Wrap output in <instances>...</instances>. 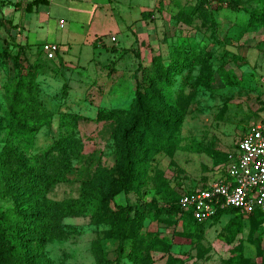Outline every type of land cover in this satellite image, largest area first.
Wrapping results in <instances>:
<instances>
[{
    "label": "rangeland",
    "instance_id": "rangeland-1",
    "mask_svg": "<svg viewBox=\"0 0 264 264\" xmlns=\"http://www.w3.org/2000/svg\"><path fill=\"white\" fill-rule=\"evenodd\" d=\"M156 1L95 0L98 4L92 6L94 0H75L71 3L56 0L63 23L73 20L69 24L78 33L86 32L83 37L89 39L90 44L97 31L106 46H101L98 52L80 38L77 43H71L72 37L66 35L61 44V50L66 53L63 59L68 62L65 66L59 60H48L36 52L38 42L45 36L39 27L30 26L24 38L34 49L28 47L24 62L28 65L38 61L41 67L39 97L54 114V120L50 127L42 129L37 135L34 148L11 139L7 131H0V149L4 145H12L32 160L59 138L61 114L73 113L94 120L100 108H129L138 85L145 87L143 75L152 67V58L155 55L168 58L172 45L185 43L193 49L212 50L213 70L226 66L233 77L241 80L242 85L225 86L218 78L213 90L202 87L178 136L180 149L173 157L161 154L154 167L164 171L171 187L181 194L202 186L205 180L212 182L224 177L230 156L237 153L239 139L249 127L264 121V28L248 26L250 15L259 9V3L255 0H225L224 3L217 0L220 9L214 6L211 10L216 21L214 26L200 19L185 26L176 24L174 17L181 7L192 3L190 0H158V12L152 15L154 18L148 19V38L127 49V40L131 38L128 27L141 19L142 11L153 8ZM108 2L112 4L110 10L102 5ZM230 3L237 5V10L226 8ZM5 11L0 12V122H3L10 107L6 87L13 80L2 63L8 53L17 55L19 41L18 36H12L13 29L6 21L21 24L30 15L37 17V14H27L14 8ZM86 12L91 16H85ZM115 35L119 38L117 43L112 42ZM22 43L25 44V41ZM3 52L5 57L1 55ZM92 60L95 61L91 63ZM65 84L68 85L67 95L63 93ZM179 89L181 87L176 86V90ZM114 129L115 124L110 121L81 122L79 137L84 150L74 162L69 181L58 185L49 194L52 200L78 198L83 182L93 177L99 164L114 168ZM1 182L0 171V185ZM0 201L3 209L11 207L9 200L0 197ZM168 203L170 200L167 197L157 195L149 187L140 194L119 195L112 206H129L135 212H144L145 220L139 233L144 245L148 244L151 235L172 240L178 233H185L186 237H175L176 244L171 250V254L182 259L184 264H264L263 224L258 228V234H262L259 250L250 240L249 223L243 222L242 234L228 230L232 219L229 214L204 225L187 223L178 216L164 215L161 221L156 220L150 205L161 208ZM65 224L76 227L79 234L48 246L47 256L53 264H96L92 244L97 237L104 241L108 258L116 263L119 242L109 238V226L94 225L90 216L68 218ZM131 246L129 239L125 243L126 253L121 264H133L128 259ZM153 257L154 264L166 263L167 256L163 254L154 253Z\"/></svg>",
    "mask_w": 264,
    "mask_h": 264
},
{
    "label": "trees",
    "instance_id": "trees-1",
    "mask_svg": "<svg viewBox=\"0 0 264 264\" xmlns=\"http://www.w3.org/2000/svg\"><path fill=\"white\" fill-rule=\"evenodd\" d=\"M255 1L259 3V9L251 13L248 26L264 28V0ZM49 2L33 0L23 6L11 0H0V12L4 13L5 8L10 6L32 14ZM190 2L188 7H181L174 17L176 24L190 26L197 19L211 26L216 24L211 10L214 6L220 9L217 0ZM219 2L224 3L225 0ZM226 8L237 10L238 7L230 3ZM152 15L149 13L148 17ZM6 23L11 29L18 30L12 21ZM94 46H97L96 42ZM28 47L18 44L17 55L8 53L2 63L13 80L6 87L10 107L3 122H0V131L5 130L11 139L34 148L37 135L51 126L54 114L39 97L41 67L38 61L25 65L24 54ZM36 52L44 55L41 48H37ZM1 55L5 57L6 53ZM213 58L214 52L207 48L193 49L185 43L172 45L168 58L160 55L152 58V67L143 75L145 87L138 85L129 108H100L94 120L73 113L61 114L59 138L32 160L12 145L2 146L0 197L9 200L11 207L3 209L0 201V264H53L47 256L48 246L79 234L76 227L65 224L66 219L86 216H90L96 226H109V238L119 242L118 259L113 263L105 251L104 241L97 237L92 244L96 264H121L126 253L125 243L129 239L132 246L128 259L133 264H154V253L167 256L165 264H184L182 259L171 254V250L176 244L175 237H186L185 233H178L172 240L151 235L148 244L144 245L139 237L145 220L144 212H135L129 206L113 208L112 205L123 193L140 194L151 187L157 195L170 200L167 206L161 208L150 205L156 220L161 221L165 215L178 216L193 225L208 224L199 223L191 214L181 211L179 201L185 192L181 194L171 187L164 171L155 168L154 164L161 154L173 157L180 149L178 136L202 87L213 90L218 78L225 86L242 85L241 80L233 77L226 66L213 70ZM176 86L181 89L176 90ZM67 89L65 84L64 95H67ZM82 121H110L115 124L112 134L115 166L111 169L99 164L93 177L83 182L78 198L52 200L49 194L58 185L69 181L74 162L84 150L79 137ZM224 214L232 215L227 228L237 235L243 232V222L249 223L250 240L261 249L262 234H258V228L264 225L262 212L246 216L232 208L220 212L212 222Z\"/></svg>",
    "mask_w": 264,
    "mask_h": 264
},
{
    "label": "built area",
    "instance_id": "built-area-1",
    "mask_svg": "<svg viewBox=\"0 0 264 264\" xmlns=\"http://www.w3.org/2000/svg\"><path fill=\"white\" fill-rule=\"evenodd\" d=\"M60 50L54 43L41 47L49 60H55ZM236 148L224 177L182 195L179 207L183 213L199 223H210L220 212L232 208L246 216L259 211L264 215V121L249 127Z\"/></svg>",
    "mask_w": 264,
    "mask_h": 264
},
{
    "label": "crops",
    "instance_id": "crops-1",
    "mask_svg": "<svg viewBox=\"0 0 264 264\" xmlns=\"http://www.w3.org/2000/svg\"><path fill=\"white\" fill-rule=\"evenodd\" d=\"M31 1H33V0H11L12 3H21L23 6L30 3ZM61 1L71 3L72 1H75V0H61ZM110 2H111V0H110ZM110 2L102 4L103 7H107L108 10H110V8L112 6V4ZM96 4H98V3H96L95 0H94V3H91L92 6H94ZM159 7H160V4L157 0L155 3V6L153 8H148L147 10L142 11L141 12V15H142L141 19L138 20L137 22H134L132 24V26L128 27V31L131 34V38H128V40H127V49H131V48L137 46L138 43L141 44L143 41H145L148 38V22H149L148 14L149 13H152L153 15L156 14V12H158V10H159L158 9ZM7 8H13V7L9 6ZM7 8H5V10ZM59 8H60V5L56 4V0H50L48 5L42 6L38 12L34 13V14H37L36 18L31 17V15H30V17H27L25 19V22H23L21 24H16L13 22V25L18 27V30L13 29L12 36L13 37L18 36V39H19V41H17L18 44H23L22 41H25V44L29 45L31 47V49H34L30 45L28 40L24 37H27L26 34L31 29L30 26L35 25L41 29V31L43 32V34L45 36V39H43L41 42H38L36 48H41L42 45L46 44V43L59 44L61 47L62 41L64 40V37L66 35L68 37L69 36L72 37V38L70 37L72 40L71 41L69 40L71 43L72 42L77 43L78 38H80V39L86 41L87 44H89L90 46L95 48L98 52H100L101 46H106V44L102 41L103 39H101L102 37H99L97 31L94 32L95 33V39L90 44L88 42L89 39L85 40V38L83 37V36H85L86 32L85 33H78L75 30V28L69 24L70 22L73 23V20H68V21L65 20V23L61 24L63 19H60L62 14H61V12L58 11ZM68 8L69 7H67V10H68ZM86 15L91 16V14H89L87 12H86L85 16ZM152 17L153 16H151V18ZM58 19H60V20L58 21ZM134 26H135V28H132ZM113 37L116 39L115 43H117L119 38L116 37V35ZM95 42L97 44L96 47L94 46ZM65 55H66V53H64L62 50H60V52L58 54V58H56L53 61L59 60L65 66H68L67 65L68 62L63 59L65 57ZM94 61L95 60H92L91 63Z\"/></svg>",
    "mask_w": 264,
    "mask_h": 264
},
{
    "label": "water",
    "instance_id": "water-1",
    "mask_svg": "<svg viewBox=\"0 0 264 264\" xmlns=\"http://www.w3.org/2000/svg\"><path fill=\"white\" fill-rule=\"evenodd\" d=\"M6 11L4 10V13H5Z\"/></svg>",
    "mask_w": 264,
    "mask_h": 264
}]
</instances>
